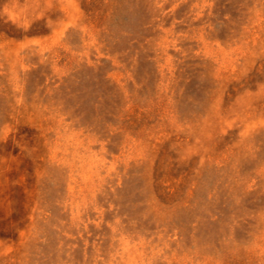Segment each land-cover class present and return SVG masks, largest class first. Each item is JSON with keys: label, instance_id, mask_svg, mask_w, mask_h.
Segmentation results:
<instances>
[{"label": "rangeland", "instance_id": "rangeland-1", "mask_svg": "<svg viewBox=\"0 0 264 264\" xmlns=\"http://www.w3.org/2000/svg\"><path fill=\"white\" fill-rule=\"evenodd\" d=\"M0 264H264V0H0Z\"/></svg>", "mask_w": 264, "mask_h": 264}]
</instances>
